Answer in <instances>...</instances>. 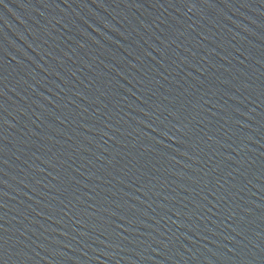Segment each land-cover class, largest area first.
<instances>
[{
    "label": "water",
    "instance_id": "obj_1",
    "mask_svg": "<svg viewBox=\"0 0 264 264\" xmlns=\"http://www.w3.org/2000/svg\"><path fill=\"white\" fill-rule=\"evenodd\" d=\"M3 264H264V0H0Z\"/></svg>",
    "mask_w": 264,
    "mask_h": 264
},
{
    "label": "snow or ice",
    "instance_id": "obj_2",
    "mask_svg": "<svg viewBox=\"0 0 264 264\" xmlns=\"http://www.w3.org/2000/svg\"><path fill=\"white\" fill-rule=\"evenodd\" d=\"M3 247V238L0 237V248ZM0 264H3L2 260H0Z\"/></svg>",
    "mask_w": 264,
    "mask_h": 264
}]
</instances>
